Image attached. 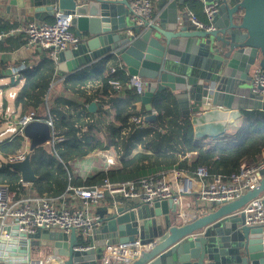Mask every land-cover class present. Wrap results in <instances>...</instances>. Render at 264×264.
<instances>
[{
    "label": "water",
    "instance_id": "95a60500",
    "mask_svg": "<svg viewBox=\"0 0 264 264\" xmlns=\"http://www.w3.org/2000/svg\"><path fill=\"white\" fill-rule=\"evenodd\" d=\"M200 2L217 4L213 30L197 29L189 18V4L197 7ZM49 3L53 13L57 6L72 14L75 33L82 40L77 48L58 54L57 73L67 75L115 55L130 75L148 82L142 96L148 122L158 118L152 105L156 95L174 97L179 113L194 125L204 121L203 113L213 116L220 108L226 112L264 110V95H254L251 84L252 68L264 69V0H160L156 23L148 27L133 23L128 0ZM128 30L134 35H128ZM22 135L29 140L27 155L7 165L20 173L23 182L34 183L38 175L31 164L32 153L52 141L53 126L46 120H33L22 128ZM263 192L264 172L258 187L200 212L184 226L175 224L178 206L172 199L152 205L130 202L102 207L101 219L86 239L75 228L70 234L39 228L31 235L20 233L28 237L21 239L20 252L27 258L51 254L60 264H101L107 245L139 240L153 245L129 264H264V226L245 223L243 211ZM79 244L92 248L76 249ZM36 246L48 252L39 255Z\"/></svg>",
    "mask_w": 264,
    "mask_h": 264
},
{
    "label": "trees",
    "instance_id": "16d2710c",
    "mask_svg": "<svg viewBox=\"0 0 264 264\" xmlns=\"http://www.w3.org/2000/svg\"><path fill=\"white\" fill-rule=\"evenodd\" d=\"M189 8L197 7L189 4ZM197 18L207 21L205 14L203 19ZM12 26L13 24L11 25L0 17V33L8 32ZM10 46H13V49L19 48L21 42L15 43L12 37L1 39L0 53L6 49L10 50L8 48ZM110 57L107 56L92 66L81 68L64 76L62 83L63 91H66L65 94H69L68 92L71 91L83 97L85 92L82 88L88 85L89 77L87 74L90 68H94L96 76L100 77L103 83L102 94L106 97L113 87L111 80L122 83L129 80L127 77L123 78L121 73L104 76L103 72L107 68L108 61H114ZM113 65L117 66V63L114 62ZM5 66L4 61L0 60V71L5 69ZM56 71L57 65L53 60L44 61L32 69L23 71L26 82L24 86L18 89L15 97L16 110L19 108L21 110L19 116L34 108L37 116L53 122L54 131L57 135L66 138L64 141L56 143L54 148H50V150L39 146L32 153L31 164L38 175V179L32 184V189L37 192L38 196L48 195L50 198H61L72 187L96 184L105 178L113 181H127L128 179L165 171L172 167L184 170L205 166L214 174H230L238 170L243 162L254 164L262 157L264 110H244L243 124L239 129L240 139L236 143L221 146L200 145L196 140V131L191 118L182 117L178 113L177 104L171 96L162 97L159 95L152 99L153 108L159 113L157 121L149 123L148 127H143V124H140L139 129H136L138 133L148 132L144 135L141 134L137 142L145 148L150 147L151 152L138 153L129 157L132 152L130 147L133 137L124 141L121 149L120 141H118L119 131L127 128L130 124L129 118L135 110L134 102L140 100V96L134 95L132 100L116 99L113 101V117L120 124V127L119 130H113L108 137H105L95 123L86 121V118L92 114L88 108L83 106L81 110H73L72 107L76 105V101L69 100L51 89V84L58 78ZM16 83L18 84L17 81ZM10 86L12 84L8 87ZM3 87L7 88V86ZM8 105L9 101L6 100L3 108L5 113L0 116L1 123L8 121L6 117ZM46 108H49V112H46ZM13 119L14 117L11 116L9 121L13 122ZM83 126H86L85 131L82 129ZM26 142L27 139L22 134H17L12 141L0 142V183L8 184L10 189L17 192L20 198L25 197L21 191L23 190L21 175L17 170L9 167L7 163L10 157L26 149ZM111 146H114L120 155L119 165L112 166L91 179L84 178L71 170L70 162L90 155L94 151L107 150Z\"/></svg>",
    "mask_w": 264,
    "mask_h": 264
},
{
    "label": "built area",
    "instance_id": "2783aa9c",
    "mask_svg": "<svg viewBox=\"0 0 264 264\" xmlns=\"http://www.w3.org/2000/svg\"><path fill=\"white\" fill-rule=\"evenodd\" d=\"M217 4L205 5L204 13L207 21H202L190 12L189 18L197 29L213 30L212 14ZM54 21L38 22L31 20L25 27L12 28L8 32L0 33V39L12 36L15 33L24 32L26 41L31 46H41L48 53V58L58 60L60 52L69 48H77L82 40L76 35L73 27L72 14L66 13L58 7L54 10ZM130 17L135 25L150 26L156 23L153 13V0H133L130 5ZM127 34L134 35L133 30ZM125 70L124 65L119 64L111 68V73L116 74ZM128 84L135 91L143 95L148 89V82L137 74L129 75ZM111 84L120 87L121 83L111 80ZM252 92L254 95H264V69L256 67L252 77ZM15 94H13V97ZM33 120H42L36 114V110H30L22 114L18 121L19 134L22 128ZM143 121L142 116H133L131 122L139 125ZM47 122L53 126V122ZM13 128L6 129L1 135L11 133ZM16 133V132H15ZM5 142L15 139L17 134ZM66 138L59 136L54 131L53 139L48 145L54 148L56 143ZM28 147L21 153L9 158V162L23 160L26 157ZM177 179H171L166 172L148 174L127 181H113L105 178L97 185L77 186L69 188L71 198L77 200L73 207H58L52 198L41 197L32 202L20 198L17 192L10 189L8 184L0 183V264H55L56 256L45 254L43 257L27 258L20 252L21 239H28L20 233L31 235L39 228L58 230L69 233L75 228L80 236L85 239L91 235L95 225L101 219L100 213L93 212L94 205H99L102 199L112 197L115 205L129 204L130 202L150 204L156 201L172 199L178 206L175 224L184 226L186 222L195 220L202 209L206 206L217 207L223 203L231 202L241 197L243 193L259 186L264 172V149L262 157L257 163L243 162L240 168L230 174H214L205 166H197L195 169L171 170ZM22 183H24L21 180ZM194 202L195 209L188 208ZM136 200V201H135ZM245 223L251 226H264V192L259 197L251 200L243 208ZM16 233L17 236H13ZM13 238L14 244L2 243L3 238ZM153 245L142 244L139 240L130 243H115L104 247L102 252V264H129L138 258L142 250ZM15 247L12 250L10 247ZM92 247L79 244L76 249L89 250ZM3 256V257H2ZM3 258V259H2ZM23 259L24 261H21ZM60 260V259H59ZM57 261V260H56ZM61 261V260H60ZM60 264V262H56Z\"/></svg>",
    "mask_w": 264,
    "mask_h": 264
},
{
    "label": "crops",
    "instance_id": "0c3cea01",
    "mask_svg": "<svg viewBox=\"0 0 264 264\" xmlns=\"http://www.w3.org/2000/svg\"><path fill=\"white\" fill-rule=\"evenodd\" d=\"M49 1L50 0H39V1L38 0H35V1L33 0H0V17L4 21H7L8 23H10L11 25L13 24L12 28H17V27L23 28L31 20L38 21V22H42V21L52 22L54 21L55 17H54V13L48 10L49 6L51 5ZM128 1H130L131 3L133 2V0H128ZM36 2L41 3V5L36 4ZM159 4H160V0H153L154 16L158 12ZM204 7H205V4L200 2L197 8H194V9L188 8V11L190 10L189 12H193L194 14H196L197 17L203 19L204 14H205ZM56 8L57 6L54 7V10ZM74 31H75V28H74ZM10 37H12L15 43L21 42V47L13 49V46L12 47L10 46L8 47L10 48V50L6 49L0 53V60L4 61V65H6L5 69H2L0 71V80L7 81L5 83L0 84V87H3V86L8 87L9 85L12 84V86H10V89L12 90L16 89L18 91V89L21 86H24L26 82L23 76V71L27 69H32V67L37 66L42 62L47 61V60L50 61L52 59L48 58L47 51L43 49L41 46H32V45L30 46L28 44V41H26L24 32L15 33L12 36H8L7 38H10ZM110 58L113 59L114 61H111V60L108 61L109 63H107V68L103 72L104 76H107V74L108 75L112 74L111 68L115 66L113 65L114 62L117 63V65L119 64L124 65L122 60L116 57L115 55H112ZM53 61L56 63L57 70H58V60H53ZM97 62L98 61L88 63V65L83 66L81 68L92 66L93 64ZM124 67H125V70L119 71L118 73L113 74V75H118L121 73L120 75L123 76V78L127 77L129 79L130 74H129L128 68L126 65H124ZM255 68L256 67L252 68L251 70L252 77H253V71ZM21 72H22V75H21ZM56 74L58 75V78L51 84V89L55 91L56 93H60L61 95L65 96L69 100L72 99L76 101V105L72 107L73 110L74 109L81 110L83 106L88 108L92 114H90V116L86 118V121L95 123L100 128L101 132L104 133L105 137H108V135L111 134L113 130H119V127H120V124L116 122L113 117L114 116L113 101L116 99H121L124 101L132 100V97L134 95L140 96V100L134 102L135 110L129 118L130 124L127 126V128L120 129L119 139L117 137L116 140L118 139V141H120V147L122 149L123 142L127 141L129 137H133L131 141V147H130L132 148L131 150L132 152L129 157H133L134 155L138 153L151 152L150 147L145 148L142 144H139L137 142V139L141 134L144 135V134H147L148 132H139V133L136 132L137 131L136 129H139L138 126H140V124L136 125L132 123L131 122L132 117L142 116L143 121L141 125L143 124V127H146V126L148 127L149 123H152V122H148L145 120V117L148 115V112L146 110V106L143 104V101H142L143 95L138 94L135 91V89L128 84V81L123 82V83L120 82L121 83L120 87H115V86L111 87L107 97L103 96L102 94L103 83L100 80V77L96 76L95 69L90 68L87 74V77H89V82H88V85L82 88L85 93L83 97H81V95L78 93H73L70 91L68 92L69 94H65L66 91L65 90L63 91V87H64L62 83L64 79L63 77L71 73L67 75H60L56 71ZM16 81L18 82V84L16 83ZM46 97L48 99V96ZM172 98L175 100L177 104V108L179 110V106H178L176 99L174 97ZM8 99L9 98H6V100ZM15 99L13 101L8 100L9 105L14 110V113L19 112L20 114V111H21V110L19 111L20 108L19 109L17 108L18 110H16ZM92 104L94 105L91 108ZM31 109H29L28 111H30ZM47 111L49 112V108L48 109L46 108V112ZM155 112L157 113L156 110ZM157 114L159 116V113ZM200 117L204 118V121H202V123H199L197 125L193 124L195 127L194 129L196 131L195 137L200 145L202 144L203 145L213 144L216 146L230 145V144L236 143L240 139L239 129H240V126L243 124L244 111L240 110L239 112H236V111L226 112L220 108L217 110V112L213 114V116L203 113ZM42 120L48 121L49 119L42 118ZM82 129L83 131H85L86 126H83ZM143 139H145V137H143ZM27 142L29 143L28 139H27ZM27 147H29V145H26V148ZM188 155L190 156V153H188ZM105 158H109V161L108 162L105 161L106 160ZM119 162H120V155L116 151V148L114 146H111L107 150L94 151L90 153V155H87L85 157H82V158H79V159H76L70 162V167L74 173L80 174L84 178L91 179V178L96 177L100 172L108 170L112 166L119 165ZM173 168H177V167H172V168L166 169L165 171H160V172H166L169 178L177 179L178 178L177 175H175L171 171ZM160 172H156V173H160ZM117 181H122V180H117ZM102 182L103 181L98 182L96 184H91V185H97ZM22 184H23L22 185L23 190L21 191L24 193V196H25L23 199H27L29 201L35 202L37 201L38 198H41V196H38L36 191H33L32 189L33 183L24 182ZM91 185H82V186L90 187ZM70 195H71L70 190H68V192L63 197L61 198L54 197L52 199L58 207H61V206H65V207L72 206L73 207L74 205H77V200H75L74 198H71ZM44 197H49V196L45 195ZM188 200L191 202V205H189L188 208L191 210L195 209L194 202L192 201V199L189 197ZM112 205H115L113 203V198L112 197L105 198L99 202V205H94L92 208L93 209L92 211L96 213H100V209L102 207H107L111 209L110 207H112ZM206 209L210 211V210H213V207L206 206L202 209L201 213L204 212V210ZM12 234L13 236H17L16 233H12ZM81 239H85V238L82 236ZM2 240H3L2 243H7L11 245L16 242L13 238L7 239L4 237ZM56 262L61 263V261L58 258L55 259V264Z\"/></svg>",
    "mask_w": 264,
    "mask_h": 264
},
{
    "label": "rangeland",
    "instance_id": "374dc122",
    "mask_svg": "<svg viewBox=\"0 0 264 264\" xmlns=\"http://www.w3.org/2000/svg\"><path fill=\"white\" fill-rule=\"evenodd\" d=\"M5 82H7V81L0 80V84L5 83ZM16 92H17L16 89L12 90V89H10V87H7V88L0 87V116H2V114L5 113V112H3V108H4V103L6 101V98H9L8 100L13 101L15 99L14 97L16 96ZM13 94H15L14 97H13ZM4 97H6V98H4ZM33 109L34 108H32L31 110H33ZM11 116H13L14 119H15V120L13 119V122L9 121ZM20 116H19V112H17V114L14 115V110L11 108V106L10 105L7 106V108H6V117H7L8 121H3L2 123L0 122V142H5L7 139L14 137L15 135H13V134L15 132H16L15 134H19L20 133L18 131L19 130L18 121H19ZM16 119H17V121H16ZM8 128H13L14 131H12L11 133H7V134H4V135H1ZM26 145H29V143L26 142ZM43 147H45L46 149L50 150V146L48 144L44 145ZM105 159H106L105 161H107V162L109 161V158H105ZM35 248H36L35 249L36 253L39 254V255H43V254L48 252V250L46 248H44V247H37L36 246ZM39 249H40V251H38ZM52 264H54V263H52Z\"/></svg>",
    "mask_w": 264,
    "mask_h": 264
},
{
    "label": "bare ground",
    "instance_id": "6f19581e",
    "mask_svg": "<svg viewBox=\"0 0 264 264\" xmlns=\"http://www.w3.org/2000/svg\"><path fill=\"white\" fill-rule=\"evenodd\" d=\"M101 62H102V61H101ZM87 69H88V68H87ZM82 72H83V70H82ZM82 72H81V73H82ZM127 81H128V80H127ZM157 96H158V95H157ZM133 112H134V111H133ZM97 130H98V129H97ZM134 141H135V140H134ZM107 143H108V142H107Z\"/></svg>",
    "mask_w": 264,
    "mask_h": 264
}]
</instances>
